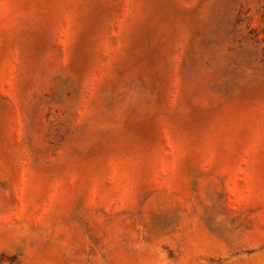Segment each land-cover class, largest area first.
Masks as SVG:
<instances>
[{"label": "rangeland", "instance_id": "1", "mask_svg": "<svg viewBox=\"0 0 264 264\" xmlns=\"http://www.w3.org/2000/svg\"><path fill=\"white\" fill-rule=\"evenodd\" d=\"M0 264H264V0H0Z\"/></svg>", "mask_w": 264, "mask_h": 264}]
</instances>
